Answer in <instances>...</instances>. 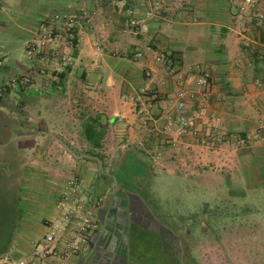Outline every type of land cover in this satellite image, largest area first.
Segmentation results:
<instances>
[{
  "label": "crops",
  "instance_id": "0c3cea01",
  "mask_svg": "<svg viewBox=\"0 0 264 264\" xmlns=\"http://www.w3.org/2000/svg\"><path fill=\"white\" fill-rule=\"evenodd\" d=\"M246 6V0H5L0 208L21 213L0 264L32 254L47 233L45 221L60 218L64 193L72 201L93 199L99 225L89 250L70 264H130L132 246L146 244L148 234L177 238L174 228L163 231L170 238L146 226L143 212L153 218L166 208H212L218 188L227 208L245 207L234 191L264 208V142L256 134L260 122L251 119L264 118V30L244 28ZM56 14L75 16L72 60L54 61L31 86L11 83L39 69L26 58V44ZM132 19L148 29L134 28ZM204 76L207 84L198 85ZM180 84L196 92L188 111L200 110V124L219 133L215 147L166 131L168 101ZM147 115L157 123L145 125ZM248 138L250 150L240 144ZM215 163L223 173L217 178L206 171Z\"/></svg>",
  "mask_w": 264,
  "mask_h": 264
},
{
  "label": "rangeland",
  "instance_id": "374dc122",
  "mask_svg": "<svg viewBox=\"0 0 264 264\" xmlns=\"http://www.w3.org/2000/svg\"><path fill=\"white\" fill-rule=\"evenodd\" d=\"M245 10L244 12L247 13L243 16L248 19L246 24L249 25L244 28L249 27L250 31L254 30V27L264 30V0H257L254 7L247 5ZM251 119L260 122L256 134L261 135L264 139L263 130H261L264 118L251 117ZM263 139H261L262 142H264ZM217 140L216 137L211 139L209 146L215 147ZM233 141L239 143L240 139L237 137ZM240 144L245 145V148L249 150L252 147L250 138ZM85 150L83 147L76 149L78 152ZM103 151L102 155L107 157V153L105 150ZM116 166L105 165V168L110 171ZM206 171L215 172L216 178L223 174H219L221 170L216 167V163L213 164V169L207 168ZM73 176L71 181L78 183L79 176L77 174ZM215 184L219 186L221 182L217 180ZM215 192L213 202L215 205L212 208L206 206L203 208H166L163 212L152 214L153 218L149 213L143 212L142 218H144L146 226L153 229L159 227V231L163 235H166L168 233L166 231L170 228H174L177 238L170 240L167 237L161 241L162 236L148 234L146 244L139 243L132 246L130 264H264V240H262L264 235L262 238L258 236L260 231L264 234V224H262L264 223V208L255 205L257 202L254 201L252 195L243 198L242 195L246 194V191H234L240 195L238 203L245 204V207L242 205L239 206L240 208H227L228 197L224 196L219 188ZM249 193L247 192V195ZM202 199L205 200V198H199V201L202 202ZM85 202L90 207L95 206L93 199L89 200V197ZM262 203L264 204V195ZM148 217L150 219H145ZM164 230L166 231L163 232ZM133 241L136 243V240ZM261 242L263 243L262 247L260 246ZM260 254L263 255V258H260Z\"/></svg>",
  "mask_w": 264,
  "mask_h": 264
},
{
  "label": "built area",
  "instance_id": "2783aa9c",
  "mask_svg": "<svg viewBox=\"0 0 264 264\" xmlns=\"http://www.w3.org/2000/svg\"><path fill=\"white\" fill-rule=\"evenodd\" d=\"M123 2H136L137 0H122ZM5 0H0V16ZM247 5L254 7V0H246ZM246 8L242 7L244 11ZM263 17L262 15L260 16ZM75 16L56 14L46 17L40 24L38 30L26 44L25 55L39 69L35 74H26L21 78L13 77L11 83L21 80L22 85L31 86L37 76L45 75L48 65L54 61L68 63L73 58L76 47ZM130 24L141 31L147 30L144 22L132 19ZM138 56H142L141 53ZM158 63H166L163 55H157ZM7 58L0 53V80L3 78L4 65ZM171 63V62H169ZM198 85L207 84V76H204ZM9 84V83H8ZM7 84L0 83V92H6ZM144 95L146 94L143 93ZM147 96V94H146ZM196 92L180 84L172 92L169 99V111L165 129L169 133H176L178 140L183 141L191 136L198 144L207 146L211 139L219 133L213 128H204L200 124L202 113L200 110L188 111V106L196 100ZM157 123L151 116H145L143 123ZM264 134V123L261 126ZM76 181L69 182L71 191H76ZM79 195V199L72 201L68 193H64L57 204L61 215L56 220H46L47 233L34 245L32 254L29 257L12 260L5 259L2 264H70L73 258L86 253L90 248L92 235L99 230V225L91 216V207L85 202L86 194Z\"/></svg>",
  "mask_w": 264,
  "mask_h": 264
},
{
  "label": "trees",
  "instance_id": "16d2710c",
  "mask_svg": "<svg viewBox=\"0 0 264 264\" xmlns=\"http://www.w3.org/2000/svg\"><path fill=\"white\" fill-rule=\"evenodd\" d=\"M2 202L0 196V204ZM20 211V208H0V255H3L13 240L15 221L20 218Z\"/></svg>",
  "mask_w": 264,
  "mask_h": 264
}]
</instances>
